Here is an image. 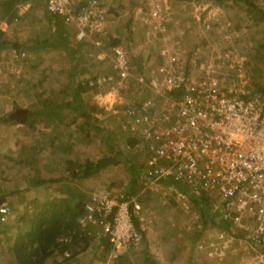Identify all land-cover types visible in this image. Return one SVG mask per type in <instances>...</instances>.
Listing matches in <instances>:
<instances>
[{"label": "crops", "instance_id": "obj_1", "mask_svg": "<svg viewBox=\"0 0 264 264\" xmlns=\"http://www.w3.org/2000/svg\"><path fill=\"white\" fill-rule=\"evenodd\" d=\"M15 1L17 0H0V22L5 23L0 33L6 43L10 44L8 48L0 50V57L9 60L10 54L19 48L27 51V57L22 61L23 68H20L23 69L22 74L9 79L11 87L8 85L1 88L3 84L0 83V205H5L10 210L5 221H2L3 224L0 225V264H12L9 259V245L16 235L14 219L24 210L22 203L30 198H38L42 201L68 199L71 206L75 207L79 198L88 199L87 194L91 191H95L98 195H111L114 193L111 183L101 181L102 177L108 176L109 180L112 169L124 166L125 163L122 157L121 163L117 166L109 164L98 170L95 168L98 162L110 156L103 143V137L108 139L110 129L102 127L99 118V114L104 110L97 102L103 99L98 95H104L100 87L97 88V92L83 94L85 117L75 111L73 100L77 73L83 81L95 78L104 82L108 76H104L102 71L104 63L96 62L95 55L100 51L110 54L107 50L108 45L103 43L104 38L101 36L111 35L115 21L117 19L119 21L124 16L120 13L127 1L110 0L103 35L90 34L84 41L76 42L72 33L74 39L72 46L77 43L82 45L74 63L71 62V56L68 54L50 48L55 40L53 35L56 28L49 21L50 15L46 11L45 0L41 6L36 5V0ZM200 1H211L217 9L209 6L201 8ZM249 1L258 9L264 8V0ZM5 2H13L15 10L5 13L3 10ZM189 3L191 4L189 15L201 13L203 9L207 13L217 15L221 10L230 17L228 20L233 19L234 26L236 29L240 28V31L243 27L248 31H264V20L257 17L253 19V27L245 25L247 17L253 12L245 7L241 0H190ZM141 11V8L137 10V17ZM12 13L15 15L14 20L9 21L8 17ZM131 26H135L134 22H131ZM115 36L123 37L117 31ZM127 37L129 34H126L125 38ZM261 46L263 47L264 43ZM149 53L136 51V55L134 52L129 55L130 63L132 62L133 70L137 75L146 67L162 63L160 56H156L158 59L155 61ZM13 67L18 68L19 65ZM108 97H112L111 94L104 95V100ZM87 99L89 102L85 101ZM116 109L119 110V107ZM20 111L26 112L25 118L18 115L19 120L11 119ZM112 131L115 130H111V133ZM96 138L100 139L99 142L107 151L93 162L91 161L93 158H85L86 147L91 146ZM113 139L119 140L116 132ZM114 157L117 156L113 154L111 158ZM88 162L95 168L94 173L86 179L78 181L71 179L73 175L80 174L83 166ZM94 175H98L100 181L95 189L90 187L93 182L81 184ZM34 181L40 184L34 186ZM125 186L126 184L124 189ZM186 194L187 191L182 193V195ZM150 199H154L149 210L156 218L154 230L139 246L125 247L116 259H111L110 248L105 249L101 246V237L95 236L92 246L85 252L67 260L56 256L49 259L47 264H221V256H226L227 252L230 256L235 254V250L231 248L225 252L226 247H211L212 244L208 243L207 239L213 241V236L216 234H220L219 239H226L229 243L230 239L222 237V234L226 233L225 228H221L222 223L219 224L214 219L202 222L199 206L195 203H190V207L193 208L190 215L195 218L191 219L190 216L193 225L180 226L181 222L177 215L172 214L171 210L162 212L160 207L165 205L168 206L165 209H171L180 206V208L187 207L188 211V203H182L180 200L178 201L181 203L177 205L172 201L157 203L154 195H150ZM83 203L80 210L84 208ZM183 216L182 220H184ZM199 223L202 224V229L196 232L192 227ZM92 230L99 232L100 228L93 226Z\"/></svg>", "mask_w": 264, "mask_h": 264}, {"label": "built area", "instance_id": "obj_2", "mask_svg": "<svg viewBox=\"0 0 264 264\" xmlns=\"http://www.w3.org/2000/svg\"><path fill=\"white\" fill-rule=\"evenodd\" d=\"M110 2L46 0L45 7L81 42L90 34L105 33ZM157 10L150 13L151 25L160 30L161 13L168 9ZM4 25L0 22V29ZM26 57L25 52L10 54L18 68L0 59L1 84L7 82V75L22 74ZM108 57L114 75L105 80L116 82L113 93L134 77L121 47L113 48L111 54L95 55L99 61ZM160 58L159 66L134 78L152 96L142 104L144 114L127 112L148 154L145 181L134 197L91 195L80 223L98 226L97 235L107 239L110 258L116 259L123 248L139 246L154 230L155 217L145 210L143 198L169 193L190 206L191 197L206 195L215 221L264 247V97L249 89L241 65L229 64L234 73H226L220 56L197 65L195 72L177 53L163 51ZM177 89L183 91L181 98L171 95ZM174 184L183 186L187 194L182 195ZM7 214V207L1 205L2 221ZM224 230L222 237L235 238V233Z\"/></svg>", "mask_w": 264, "mask_h": 264}, {"label": "rangeland", "instance_id": "obj_3", "mask_svg": "<svg viewBox=\"0 0 264 264\" xmlns=\"http://www.w3.org/2000/svg\"><path fill=\"white\" fill-rule=\"evenodd\" d=\"M126 1L127 4L121 9L120 13L124 16L120 18L119 21L118 19L115 21L116 24H114L115 26H112L110 37H114L116 35V31L120 32L124 38L126 37V34H129V37L126 39L121 37L123 38L124 44H126L121 47L129 55L133 54V52L136 55V51H148V53L150 52L149 54H151L153 60L156 61L158 59L156 56H160L163 51L167 54L177 53L182 59L185 60L187 65L194 72L197 65L210 63L216 59V57L220 56L221 60L224 61L223 63L225 71L228 74L234 73V69H231L230 66L234 64V67L236 65H241L242 72L245 75V79L248 81L250 90H256L258 88L264 87V46H261L264 43L263 30L248 31L243 27L240 31V28L236 29V26H234L233 19L228 20L230 17L225 12H221V10H219L220 13L217 15L207 13V11H203L204 9L201 11V13L189 15L188 11L191 8V4L189 3L190 0ZM200 2H202L199 5L201 8H207L209 6L210 8L217 9L211 4V1ZM164 6L167 7L168 11L167 13L161 11V20H163L161 22L162 26L160 30H156L151 25L153 19L150 18V13L153 11L156 12L155 10L160 8L163 9ZM139 8H141L142 11L139 13V17H137L136 12ZM254 15L255 13L253 12L250 17H247L245 25L253 27ZM131 22H134L135 26H131ZM114 38H116V36ZM231 40L233 42H231ZM204 43H206V45ZM250 58H253L251 65H249ZM4 62H9L12 66L15 65V62L11 59H5ZM166 62H168V58L166 59ZM149 68L150 67H146L143 69V72L146 74ZM102 71L104 76L114 75L113 69L111 68L110 71L109 65L107 64L103 65ZM134 73H136V71H134ZM11 77L12 76L10 75L5 77L7 82L3 83L1 88H5L6 86L8 87L9 79ZM97 84L100 85V89L103 91L102 93H104V95L111 94L112 96L111 101L107 102L104 100V95H98V97L103 98L101 101L97 100V102L100 103L102 109H104L102 110L103 113L99 114V118L102 121V127L116 131L119 140H115V144L117 145L119 151H123L125 153L123 155V160L125 162L124 166H120L118 168L116 167L114 170L112 169V172L109 176L110 181L108 180V176L105 175H103V180H101L105 183H111L110 185L114 192L111 195H113L124 190V184L127 183L129 175L127 171L129 170L128 167L130 165H135L136 167L139 166V164L142 165L145 163L148 156L144 143L138 134L131 128V119L127 115V112L123 111L122 109L126 106L135 107L137 104H140L143 101L151 100L152 96L150 93L140 88L136 83H134V81H129L123 90H117L113 93H111V91L116 84L113 85L112 83L108 82L106 85L101 79L97 81ZM88 100L89 99L85 101L89 102ZM116 107H121V109L118 110ZM127 136L137 137L138 144L134 148L128 145L127 140L125 139ZM99 141L100 139L96 138L95 141H92L91 146L86 147L87 153L85 158L91 157V159L93 158L91 161L94 162L101 158L103 153L108 150H106V148H104V146ZM98 177V175H94L85 182L83 181L81 184L87 183L88 181L93 182L92 185L90 184V187L95 189V187L98 185L97 183H100V181H98ZM90 193H88L89 195L87 194V197L97 194L95 191H91ZM155 199L157 203L172 201L174 205L182 202L175 199L169 193L166 195H155ZM152 200L154 203V199ZM152 200L149 197L144 203L145 210L148 213L150 212L149 210L153 205L151 204ZM166 207L168 206H161L160 210L162 212L171 210V213L177 215L178 219H180V226H185L186 224L187 226L193 225L194 222H192L191 219L195 218L193 215H190L193 208L189 206L187 211V207H185L186 209L180 208V206L173 207L171 209H165ZM183 214L185 215L183 216ZM182 216L184 217V220H182ZM153 217H155L154 213ZM222 227L223 225L221 224V228ZM192 228L197 232L202 229V224L199 223ZM228 230L230 232L232 231L231 229ZM231 233L235 232L232 231ZM235 234V238L230 240V243L226 239H219L220 234H216V236L214 235L213 241H211L210 238L207 239V241L209 240L208 243L211 242V247L213 248L226 247L225 252L229 251L228 248L235 250V254L233 256H230L229 252H227L226 256H221L222 260H219L220 263L264 264V252L259 250V247L252 245L250 243L251 240L243 239L241 237V233V235L237 233Z\"/></svg>", "mask_w": 264, "mask_h": 264}, {"label": "trees", "instance_id": "obj_4", "mask_svg": "<svg viewBox=\"0 0 264 264\" xmlns=\"http://www.w3.org/2000/svg\"><path fill=\"white\" fill-rule=\"evenodd\" d=\"M43 1L44 0H36V5L37 4L38 6L43 5ZM241 1L244 3L245 7L251 10V12H255L254 18L257 17L264 20V10L258 9L254 5V3H251L249 0H241ZM45 4H46V0H45ZM3 10L5 13H10L11 10H15L14 3L5 2L3 6ZM14 16H15L14 13H12V15L8 17V20L9 21L12 20ZM49 21L56 28L54 31L55 35H53L55 40L50 48H52L55 51H59V52L61 51L64 54H68L69 56H71V62L74 63L78 55L80 54L82 45L80 43L79 44L77 43V45L74 44V46H72V39H73L72 29L70 27H67L62 19L50 15ZM0 34H1L0 50H4L8 48L10 44L6 43L2 33ZM101 37L104 38L103 43H106L108 45L107 50L108 52H110V54L113 48L126 45L123 43L121 37L111 38L110 35L109 36L103 35ZM16 51L18 53L27 52L24 49H20V48L16 49ZM126 56L128 58L130 70L133 74V77L137 79L145 75L143 70L140 71L141 74L138 73V75H136L132 67V62L130 63L129 54L126 53ZM252 60L253 58H250V62H249L250 64L248 63L249 65L252 64ZM95 61L102 64L104 63L103 65L105 64L109 65V69L111 71L112 66L111 64H108L111 63L110 57L102 61L95 59ZM133 61L135 63V58ZM157 66H153L150 68H154ZM134 78H132L131 81L132 82L134 81V83H136L141 88V84H138L137 81L134 80ZM75 81H76L74 84L75 96L73 100L74 109L76 112H78V114L80 113L83 117H85L86 114L83 106L84 100L82 99L83 94H88V92L91 91L97 92V88L100 87V85L97 84V80L95 78L86 81L81 80V76L79 75V73L75 75ZM104 82L106 85L108 84L107 80H104ZM143 89L144 91L149 93L148 89L146 88ZM252 91H254L253 93H259L264 97V87L258 88L256 90L252 89ZM171 95L176 98H181L183 96V91L182 89H177L172 91ZM143 103L144 101L141 102L140 104H137L135 107L126 106L122 110L126 112H130V111H135L136 113L139 112V115L144 114L142 107ZM119 109H121V107ZM115 132L116 131H112L111 133V130H109L110 134L108 139L105 136L103 137L104 140L103 143H105V146L107 147L110 156L104 158L103 160H101L96 164L95 168L97 170L100 168H104L109 164H112L113 166H117L121 163L120 159H122L125 153L123 151H119L117 145L115 144V140L113 139V137H115ZM125 139L127 140L128 145L132 148H134L138 144V139L136 136L134 137L127 136L125 137ZM113 154H115L117 157L111 158ZM95 168L88 162L83 166L81 173L77 175H73L71 179H75L76 181L81 179H86L90 177L91 174L94 173ZM128 168L129 170L127 171L129 175L125 189L117 194L125 197H134L138 194V191L141 189L142 183L145 181L146 175L144 173V163L142 165L139 164V166L137 167L135 165H130ZM39 184L40 183H36L34 181L33 185L36 186ZM166 184L172 185L170 182H167ZM174 186L177 188V190L180 193L183 194L186 193V191H184L185 188L180 184H174ZM149 197L150 196H146L143 199L141 198L142 199L141 203L144 204L145 200L147 201ZM79 199L80 200H78L77 203H75L76 204L75 207L71 206V203L68 199H59V200L52 199V200L42 201L39 200L38 198H30L27 202L22 203L24 206V210L22 211V213L19 212L14 219L15 220L14 228L16 235L15 237H13L11 241L12 243L9 245L10 262L12 264H47L48 260L52 259L53 257L59 256L64 258V260H67L76 257L80 253H83L88 248H90L92 246V241L94 240V237L95 236L97 237L98 235H97V231L92 230V225L88 223H80V219L84 214L85 206L88 199L85 200L82 198ZM190 201L195 203V205L199 206L202 222L205 223L208 222V220L212 221L214 219L211 218V214H210L209 197H207L206 195L197 198L191 197ZM82 203L84 204L83 205L84 208L83 210H80L81 209L80 206ZM7 209H8L7 215H9L10 210L9 208ZM1 224L3 223L0 217V225ZM222 225L223 228L230 229L228 224L222 223ZM101 239H102L101 246H103L105 249H107L108 247L110 248L107 239L105 238H101ZM250 243L255 247H259V250L264 252V247H262L261 245L253 241H250Z\"/></svg>", "mask_w": 264, "mask_h": 264}, {"label": "water", "instance_id": "obj_5", "mask_svg": "<svg viewBox=\"0 0 264 264\" xmlns=\"http://www.w3.org/2000/svg\"><path fill=\"white\" fill-rule=\"evenodd\" d=\"M18 115H21V117L25 118L26 117V112L25 111H23V112H21V111L20 112H17L16 113V116L15 115H14V117L12 116L11 119H18L19 120V118H17Z\"/></svg>", "mask_w": 264, "mask_h": 264}, {"label": "clouds", "instance_id": "obj_6", "mask_svg": "<svg viewBox=\"0 0 264 264\" xmlns=\"http://www.w3.org/2000/svg\"><path fill=\"white\" fill-rule=\"evenodd\" d=\"M111 99H112L111 97H108V98H106V101H107V102H110Z\"/></svg>", "mask_w": 264, "mask_h": 264}]
</instances>
